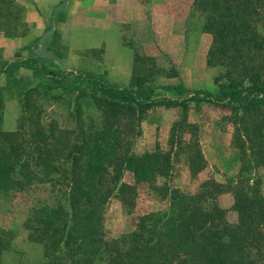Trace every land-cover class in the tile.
<instances>
[{"label": "trees", "instance_id": "16d2710c", "mask_svg": "<svg viewBox=\"0 0 264 264\" xmlns=\"http://www.w3.org/2000/svg\"><path fill=\"white\" fill-rule=\"evenodd\" d=\"M192 5L212 35L209 58L224 66L215 90L160 95L139 77L122 85L102 73L59 72L36 55H0V199L30 186L48 187L23 222L27 237L43 248V264H264V0ZM17 32L16 25L4 28L5 34ZM20 68L33 71L36 82L18 84L17 124L4 129L1 87L20 82ZM39 92L45 96H32ZM60 103L66 105V123L44 116L48 106ZM190 103L228 110L231 144L239 153L235 183L208 177L189 191L166 178L174 147L184 141ZM159 105L180 109L168 148L136 152L141 122ZM187 161L192 175L207 165L199 147ZM125 172L131 181L124 180ZM156 175L165 180L154 184ZM142 183L157 189L167 206L138 215L131 231L107 237L108 198L115 195L130 207ZM224 190L233 198L227 207L217 199ZM11 236V229L0 226V253Z\"/></svg>", "mask_w": 264, "mask_h": 264}, {"label": "rangeland", "instance_id": "374dc122", "mask_svg": "<svg viewBox=\"0 0 264 264\" xmlns=\"http://www.w3.org/2000/svg\"><path fill=\"white\" fill-rule=\"evenodd\" d=\"M17 2L0 0V33L4 34V28L9 24L16 25L19 33L29 30L28 23L23 18L24 5L20 0ZM125 2L123 12L113 10L109 14L119 23L115 21V24L111 22L108 25L100 18L91 27L95 37L93 41L96 44L102 43L104 52L106 45L107 54L96 52L98 50L96 49V53L78 54L77 59L71 56L73 58L67 62L49 61V56H46L45 62L50 67L54 64L52 68L59 72L69 68L75 71H89L88 68L85 69L89 66L93 70L91 71L97 74L101 64L92 68L90 58L95 54L100 60H104L105 55L106 60L117 67L110 78L122 85L129 84L135 76L143 79L144 84L152 87L156 93L170 96L184 95L191 89L217 88L224 66L216 60L211 61L208 56L212 35L204 29V15L193 8L192 0H127ZM129 2L136 3L139 7L135 5V9L131 8L130 13H127ZM153 4L157 5L155 15L149 13V7ZM140 5L143 8L140 9ZM71 27L73 29L69 30V36H65L71 48L85 46L87 38L75 36V30L81 34L82 27L78 24H72ZM260 30L264 33V22ZM28 54L26 49L19 53L22 57ZM0 55L3 56L1 48ZM133 60L132 76L128 78L126 67L132 64ZM67 65L70 67H65ZM105 73L107 74L106 70ZM19 76L22 77L20 82L6 88L1 87V96L4 99L1 127L4 129H14L17 124L20 113L19 96H21L17 90L18 84L33 85L36 82L33 71L29 69L20 68ZM3 80L4 75L0 77V86ZM32 96L45 95L39 92L33 93ZM66 112V105L60 103L48 106L44 116L55 117L61 123H66ZM227 112V109L218 106L197 107L190 103L186 111L187 123L182 133L184 141L181 147H174L171 155L173 168L171 175L166 178L189 191H195L200 182L208 177L226 183L237 181L239 153L231 144L232 129L225 117ZM179 114L178 107L159 105L152 108L141 122V133L135 136L133 149L139 153L147 150H166L170 126ZM188 140L192 143L185 145ZM195 147L200 148L207 165L197 175H192L187 166V157L189 158ZM260 173L264 182V167L260 168ZM228 177L232 179L227 181ZM123 178L131 181V173L125 172ZM162 180L165 178L156 175L154 184ZM47 192L46 185H34L0 199V226L12 231L7 247L2 248L0 253L3 264H43V248L41 244L27 237L23 222L29 208L40 204ZM217 199L221 205L227 207L232 203V193L224 190L217 195ZM166 206V198H162L157 194V189L149 187L146 183L138 185L134 204L130 207L124 206L119 198L111 195L105 205V235L117 237L127 233L134 227L138 215L164 209Z\"/></svg>", "mask_w": 264, "mask_h": 264}, {"label": "crops", "instance_id": "0c3cea01", "mask_svg": "<svg viewBox=\"0 0 264 264\" xmlns=\"http://www.w3.org/2000/svg\"><path fill=\"white\" fill-rule=\"evenodd\" d=\"M17 1L15 0V3ZM125 1L127 0H20V3L22 2L24 5L22 7V12L24 14L23 18L27 21L29 30H25L22 33L17 32L15 34L0 33L2 57L5 59L22 57L19 53L25 49L29 53L28 55H36L44 60L47 58L46 56H49V61L65 62L71 60L73 57L77 59L76 56L79 58L78 54L86 52L107 54L108 47L106 45L104 52L103 46H101L102 43L96 44L93 41L95 37L91 27L97 23L100 18L105 20L108 25H110L111 22L115 24V21L119 23L113 15L109 14H111L113 10H115V12H123L122 10L125 6L123 3H126ZM129 3L126 10L127 13H130L132 10L131 8L134 10L136 7L135 5L139 7L136 3ZM141 8H143L142 5H140V9ZM149 9L150 14L153 13L155 15L157 13V5L153 4ZM72 24H78L82 27V33L80 34L79 31L75 30V36L87 38L85 46L71 48L69 40L65 39V36H69L70 34L69 30L73 29L71 27ZM96 49L98 50L95 52ZM133 52H135L134 48ZM103 59L104 60H100L95 54L92 55L90 58L91 64H93L92 68L98 67V65L101 64V68L97 71V74L102 73L109 81L119 83L110 78L111 73L113 74L117 67L112 62L106 60L105 55ZM53 65L51 66L53 67ZM133 66L134 60L132 64L126 67L128 78L130 75L132 76ZM65 67L70 66L67 65ZM87 68L89 71L92 70L89 66L85 67V69ZM118 68L122 69V67ZM2 75L4 74L0 73V77ZM4 81L5 78L1 84H4Z\"/></svg>", "mask_w": 264, "mask_h": 264}]
</instances>
